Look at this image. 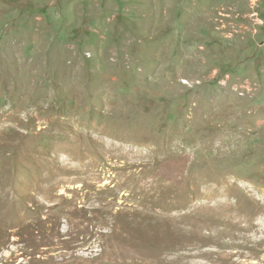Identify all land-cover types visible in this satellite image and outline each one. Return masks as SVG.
I'll return each mask as SVG.
<instances>
[{
	"label": "rangeland",
	"instance_id": "1",
	"mask_svg": "<svg viewBox=\"0 0 264 264\" xmlns=\"http://www.w3.org/2000/svg\"><path fill=\"white\" fill-rule=\"evenodd\" d=\"M0 264H264V0H0Z\"/></svg>",
	"mask_w": 264,
	"mask_h": 264
}]
</instances>
